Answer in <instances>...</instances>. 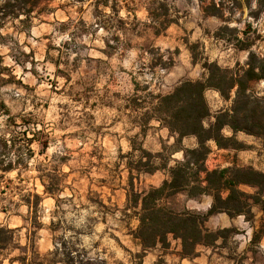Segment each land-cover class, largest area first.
<instances>
[{
  "label": "clouds",
  "instance_id": "clouds-1",
  "mask_svg": "<svg viewBox=\"0 0 264 264\" xmlns=\"http://www.w3.org/2000/svg\"><path fill=\"white\" fill-rule=\"evenodd\" d=\"M0 264H264V0H0Z\"/></svg>",
  "mask_w": 264,
  "mask_h": 264
}]
</instances>
